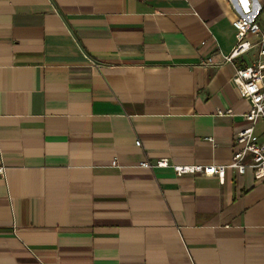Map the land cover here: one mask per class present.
Listing matches in <instances>:
<instances>
[{"label":"crops","instance_id":"crops-1","mask_svg":"<svg viewBox=\"0 0 264 264\" xmlns=\"http://www.w3.org/2000/svg\"><path fill=\"white\" fill-rule=\"evenodd\" d=\"M236 18L227 0H0V264H264L251 171L139 167L231 162Z\"/></svg>","mask_w":264,"mask_h":264},{"label":"built area","instance_id":"built-area-1","mask_svg":"<svg viewBox=\"0 0 264 264\" xmlns=\"http://www.w3.org/2000/svg\"><path fill=\"white\" fill-rule=\"evenodd\" d=\"M237 14L231 23L236 31V44L229 55L223 57L224 62H231L236 58L250 56L249 63L236 69L232 81L238 89L241 98L249 104V110L244 115L245 127L234 135L233 141L239 149L233 154L231 162L226 165H171L166 158L154 163L146 159L140 162L139 167L153 174L155 169H172L176 177L184 175H200L204 177H217L223 183L227 169L234 170L238 175L251 171L256 180L264 182V142L255 136V127L264 123V32L252 19L253 0H227ZM264 4V0H260ZM254 37L255 42L247 39ZM203 65H218L212 59ZM135 146L141 147L136 141ZM0 177L5 178V168L0 166Z\"/></svg>","mask_w":264,"mask_h":264},{"label":"rangeland","instance_id":"rangeland-1","mask_svg":"<svg viewBox=\"0 0 264 264\" xmlns=\"http://www.w3.org/2000/svg\"><path fill=\"white\" fill-rule=\"evenodd\" d=\"M261 21L263 22L264 21V18H262Z\"/></svg>","mask_w":264,"mask_h":264}]
</instances>
